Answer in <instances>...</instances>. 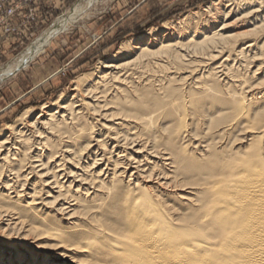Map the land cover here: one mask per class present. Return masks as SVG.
I'll use <instances>...</instances> for the list:
<instances>
[{
	"label": "bare ground",
	"instance_id": "6f19581e",
	"mask_svg": "<svg viewBox=\"0 0 264 264\" xmlns=\"http://www.w3.org/2000/svg\"><path fill=\"white\" fill-rule=\"evenodd\" d=\"M98 1L67 10L1 67L0 80ZM262 9L264 0H216L165 23L74 80L70 99L6 125L0 208L16 211H2V225L27 217L58 245L34 255L0 241V264H264V86L234 89L238 66L264 67ZM235 128L244 147L226 143ZM44 194L67 215L52 221L62 226L30 204Z\"/></svg>",
	"mask_w": 264,
	"mask_h": 264
},
{
	"label": "rangeland",
	"instance_id": "374dc122",
	"mask_svg": "<svg viewBox=\"0 0 264 264\" xmlns=\"http://www.w3.org/2000/svg\"><path fill=\"white\" fill-rule=\"evenodd\" d=\"M42 1L44 6L41 9H38L37 5L35 6L38 17L36 24L27 26L21 35L8 36L0 41L1 44L5 40L10 41L12 38H16V40L10 41L4 49H0V69L13 61L32 41H35L59 17L67 10H71L81 0ZM214 1L216 0H102L94 5L92 3L83 17L64 32L53 37L42 52L32 58L26 66L6 79L0 80V131L6 125L16 123L18 119H21L24 111L28 110L26 119L32 121L40 112L41 105H51L60 96L70 99L74 80L97 70L103 62L115 59L116 52L122 43L131 39L138 40L152 32L159 33L163 30L165 23H177L183 16L200 12ZM217 7L221 9L222 5ZM234 12L229 21L240 16L244 10L239 8L238 10L234 9ZM205 15L202 14V17H206ZM260 15L264 17V9ZM239 29L238 26L230 28L233 32ZM236 64L234 62V65ZM258 64V62H252L247 66L237 67V73L241 76L240 81L243 82L242 86L246 85L244 87L240 85L239 88L236 86L235 90L241 91L250 86L253 87L251 92H256L264 86V67L262 64L261 69L257 70ZM261 91L264 92V90ZM257 96H261V93ZM52 108L55 110L54 106ZM5 132L3 131L0 135ZM5 135L0 137L3 138ZM228 135L225 136V139L229 145L233 144L237 147L245 143L241 139L245 133L238 132L236 128ZM90 160L88 161L91 163L92 160ZM4 176V172H2L0 191L4 189L2 185L6 179ZM21 183L19 181L14 185L17 190L20 189ZM29 191V189L25 190L26 193ZM25 192L20 194L19 200L28 203V194L26 195ZM10 194V197L16 198L14 192ZM51 196H56V194L51 193ZM30 204L39 208L40 213L47 214L46 219L49 221L52 222L56 218H60V222L65 223L67 215L65 216L62 212L58 213L56 200L46 194L41 195L40 199ZM2 211L12 214L16 210L12 207L0 208V215ZM76 215L80 217L79 214ZM80 219L83 221L82 218ZM1 221L0 219V241L4 247H14L18 252L23 253L25 250L24 252L27 251L34 255H43L56 250L57 238L40 232V228L37 227L39 225L27 217L23 216L21 221L12 227L2 225ZM60 222H52L51 225L62 226ZM31 226H34L36 231L31 230L30 236L22 238L25 230L30 229ZM9 264H17V262Z\"/></svg>",
	"mask_w": 264,
	"mask_h": 264
},
{
	"label": "built area",
	"instance_id": "2783aa9c",
	"mask_svg": "<svg viewBox=\"0 0 264 264\" xmlns=\"http://www.w3.org/2000/svg\"><path fill=\"white\" fill-rule=\"evenodd\" d=\"M38 0H0V41L36 24Z\"/></svg>",
	"mask_w": 264,
	"mask_h": 264
},
{
	"label": "crops",
	"instance_id": "0c3cea01",
	"mask_svg": "<svg viewBox=\"0 0 264 264\" xmlns=\"http://www.w3.org/2000/svg\"><path fill=\"white\" fill-rule=\"evenodd\" d=\"M37 6H38V9H41V7L44 6V2H43L42 0H38V2H37ZM40 11H42V10H40ZM14 39L16 40V38H12V40H10V41H14ZM10 41H9V40H5L4 42H2V43L0 44V49H1V48L4 49V48L6 47V45H7L8 43H10Z\"/></svg>",
	"mask_w": 264,
	"mask_h": 264
}]
</instances>
